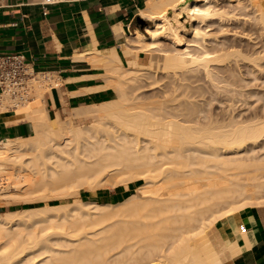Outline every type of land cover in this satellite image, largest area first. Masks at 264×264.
<instances>
[{"label": "bare ground", "instance_id": "bare-ground-1", "mask_svg": "<svg viewBox=\"0 0 264 264\" xmlns=\"http://www.w3.org/2000/svg\"><path fill=\"white\" fill-rule=\"evenodd\" d=\"M212 1L150 0L140 11L153 21L146 28L153 39H178L182 44L179 53L165 57L164 64L185 68L188 62L223 61L226 54L210 49H203L202 59L188 56L178 38L179 32L190 29L194 42L201 47L205 44L202 39L210 34L194 22L205 23L227 13L211 8ZM249 2L264 17V0ZM169 7L172 16L168 15ZM182 11L188 13V19L182 18ZM185 22H190L189 27ZM144 38L148 37L137 30L131 43ZM139 48L144 50V46ZM259 56L263 59L264 53ZM115 58L103 55L100 59L109 73L119 76L126 69ZM37 73L27 82V90H50L57 83L49 73ZM120 79L106 84L114 87L117 97L75 107L66 119L58 114L50 117L45 99L32 102L27 97L0 93V110L16 107L18 116L27 118L32 126L26 136L0 141L1 181L11 176L18 179L17 172L29 170L38 177L36 190L44 189L57 197L79 194V188L85 186L95 190L117 185L128 188L130 182L138 183L116 202L87 200L88 204H83L80 200L75 207L47 202L27 207L21 214L1 212L0 264H219L222 244L215 221L246 205L264 203V158L261 154L259 158L249 156L256 151L252 145H259L256 142L264 138V119L253 118V122L241 126L235 122L222 125L214 119L197 129L188 124L191 119H178L175 107V111L170 107L165 110L160 103V107H148L142 101H131ZM80 120L85 122L74 123ZM158 179L163 181L161 185ZM10 182L5 188L11 187L18 197L19 183ZM33 185L27 189L32 190ZM165 188L169 189L167 194L162 193ZM1 193L9 194L5 189ZM34 195L23 197H28V202L37 198ZM80 203L95 208V212L83 211ZM42 213L48 214L40 217Z\"/></svg>", "mask_w": 264, "mask_h": 264}, {"label": "crops", "instance_id": "crops-1", "mask_svg": "<svg viewBox=\"0 0 264 264\" xmlns=\"http://www.w3.org/2000/svg\"><path fill=\"white\" fill-rule=\"evenodd\" d=\"M3 1L0 53H22L39 72L37 75L49 73L56 79L48 101L72 108L64 109L68 117L75 107L115 98L114 87L106 86L114 76L100 59L103 55L113 59L117 56L124 67H129L130 60L140 62L146 55L135 40L137 30L149 33L146 28L150 24L145 23L151 20L140 11L150 0H68L52 5H42V0ZM170 8L168 15L173 13ZM140 16L144 25L138 20ZM45 102L49 114L47 99ZM55 105L48 104L51 108ZM31 131V123L18 116L16 107L0 110V141L23 137ZM131 185L109 194V200L126 197ZM107 193L99 198L104 200ZM214 226L222 244L219 264H264V203L246 205L224 215Z\"/></svg>", "mask_w": 264, "mask_h": 264}, {"label": "rangeland", "instance_id": "rangeland-1", "mask_svg": "<svg viewBox=\"0 0 264 264\" xmlns=\"http://www.w3.org/2000/svg\"><path fill=\"white\" fill-rule=\"evenodd\" d=\"M247 1L249 2V0H242V1L213 0L211 2L212 4L211 8L214 9L218 7L217 10L218 9L219 11L222 10L223 13L226 11L227 13H224L225 14V16L223 15L224 17L218 16L217 18V16H215L214 19L206 21L205 22L206 24L203 22L200 23L199 20L194 22L196 27L198 26V28L200 27L201 29L206 30L208 34H210V35H206V37L202 39L203 42L200 40V42L205 43L203 44L204 48L203 45L202 47L199 46L200 45L199 42H197L198 44L194 42L195 38L193 34L190 33L191 31L190 29L188 30L185 29L186 32L181 31L178 34V38L181 39L184 50L188 54V56H193V57L196 56V58L199 57L202 59L203 58L202 56L204 55L203 51H205L206 49L209 51L210 49V52L215 51L213 53L226 54V57H224L223 61H217V62L211 61L212 63L208 62L209 63L208 64L207 62L204 63L198 60L201 63L191 62L192 63L191 64L190 62H188L189 65H186L185 68L183 67L175 68L168 66L164 64L166 62L165 57H168L169 55L174 56L177 53H179L180 45H182L181 42L179 43V41H177L178 39L177 40L176 39L171 40L167 38L153 39L151 37V34L144 30L143 32L146 34L148 38H144L142 42L140 43L138 42V43L140 44V46H144V50L152 49V48L153 50H149V51L147 50L145 52L146 55L144 56V58L140 60V62L137 60H130L129 67H125L126 70L124 74L117 76L116 74L110 73L112 76H114V78L108 79L107 83H113L117 81L119 78H121L120 80L124 84L125 92L128 95V97L131 99V101H133L134 99L135 101L136 100L142 101L144 104H147L146 106L148 107L149 106L152 107L153 105L155 107L158 105V103H160L164 106L163 108H166L165 110H171V109L173 111L177 110V113H179L178 119L180 118V120L183 121H185L186 119L187 120L191 119L189 121L190 123L188 122L190 126L192 125L195 127H197L198 125L204 126V124L210 122L211 120L214 121V119L215 121L219 122V124L222 125L224 124L227 125L228 122L229 123L235 122L237 123V125L240 124L245 125V123L247 122H253L254 119L255 120H259V118L264 119V58L262 59L260 58L261 56H259L260 54L262 55L264 53V17L261 15V12L255 9L254 5L251 2H249L251 4L250 5ZM239 2L242 4H240ZM238 4H240L241 6L240 5L238 6ZM243 4L247 6H243ZM198 5H200V3ZM249 5H250V9H249ZM180 13L183 16L182 18L184 20L189 18L187 12L184 13V11H182ZM172 15L173 13H171V16ZM236 17L239 20H237ZM148 24L150 25L153 24V21H149V23L146 22L145 26H147ZM185 25L186 27H189L190 22H185ZM154 41H158V42L153 44ZM161 53L166 56H163ZM258 56L260 58L259 60L257 58ZM254 57H256L257 59L255 58L254 60ZM40 93L41 96H43L42 98L40 96ZM28 94L29 96H31V100L29 101L32 102L38 101L40 99H47V107L49 110V114L52 117H56L57 114H59L63 116V118H67L68 114L64 112V109L67 110L72 109L62 105L58 107L59 105H55L56 103L54 102H50V103L54 104L55 106H53L52 108L49 107L48 104L50 103L48 99L49 96L51 95V88L50 90L47 89L45 91L28 90ZM117 96L118 94H116L115 97ZM22 99L18 98L19 101H21ZM174 107L176 108L175 110L173 109ZM163 108L161 110L165 111L163 110ZM157 111H155V113H157ZM79 122H85V120L75 121V124H78ZM86 122L89 123L90 120H87ZM201 122L203 125H201ZM185 125H187V123ZM263 139L262 141H260L261 139H259V141L256 142V144L260 142L259 145L257 146L252 145L253 149H256V151L253 150L255 151L254 153L253 152L249 153L250 157L253 154V156L255 155L254 157L257 158L258 155L261 154L260 158H264L262 157L264 156L263 154L264 143L262 144V142H264ZM251 144H253V142H251ZM251 144L250 143L248 144L249 147L251 146ZM12 173L13 171H11L9 175H11ZM16 175L18 176V179H15L14 176H11L9 180H5V181L0 180L1 181L0 182V213L2 212L1 214L4 213L6 214L7 212H10V214H21L20 211L24 210L27 207H36L39 206V204L45 205L47 202L51 204L64 203V205L67 206L68 204H70V207L72 206L75 207V205L79 206L78 203L80 202V200L83 204L85 202L87 203V200H94L93 198L96 197L97 191L99 189H108L109 192L107 193V196L104 198V200L103 199L98 200V202H115V200L118 197L109 200L108 195L118 190H121V188L123 187V185L107 186V187L105 186V187H98L95 190H92L85 186L79 188L78 190L79 194H76V192L73 193L70 192V194L64 197L62 196L57 197L55 194H51L45 191L44 189L41 190L39 189V191L36 190L37 185L35 183V180L38 179V177L37 176L33 177V174L29 170L19 171L16 173ZM22 176H24V178ZM149 179L150 178H148V180ZM32 180H34V182ZM151 180L153 181V179ZM158 181H159L158 183H160L159 185L163 183V181L159 179ZM9 182L19 183L18 197L13 195L15 194V191H13L11 187L5 188L6 185L8 186ZM130 183H133L131 185V191H132L133 188L137 187L138 183L135 181H132ZM23 185H25L26 188ZM31 185L35 186V188H33L32 190L31 189L28 190L27 188L29 187L32 188ZM197 185L195 184V186ZM21 187L23 189L25 188V190L22 191ZM4 189L9 192L8 195L7 194L3 195L1 193L3 192ZM33 190L35 192L38 191L37 193L38 196L35 194V192H33ZM164 190L162 189L163 194H167L169 191V189L167 191L166 188ZM21 191L22 192L26 191L27 193L23 194ZM22 194L26 196L29 195V197L30 196L33 197V195L35 194L36 195V196L34 195L35 198L36 197L38 198L40 196V197H44V199L42 200V198L39 197L38 200H36L37 199L36 198L30 201L28 200L27 202L26 198L28 197L26 196L23 197ZM85 194H87V196H84ZM54 196H56V198ZM80 206L83 207L82 210L84 209L83 211L85 212H89V213L95 212L94 211L95 208L93 207H88V205L84 207L83 205H81V203ZM64 208H66V206ZM61 211L63 212V209H61ZM47 214L48 213H46V215ZM99 214L100 213H98L97 215ZM46 215L45 213H42V216L41 214L39 216L43 217ZM39 216L38 218H40ZM23 217L25 218V220L29 218V216H27V218L25 216H22V218Z\"/></svg>", "mask_w": 264, "mask_h": 264}, {"label": "built area", "instance_id": "built-area-1", "mask_svg": "<svg viewBox=\"0 0 264 264\" xmlns=\"http://www.w3.org/2000/svg\"><path fill=\"white\" fill-rule=\"evenodd\" d=\"M68 0H42V5H52ZM4 1L0 0V7L4 6ZM33 66L26 60L24 54L18 52L0 53V90L1 93H8L14 97L31 96L26 89L27 82L36 75Z\"/></svg>", "mask_w": 264, "mask_h": 264}, {"label": "trees", "instance_id": "trees-1", "mask_svg": "<svg viewBox=\"0 0 264 264\" xmlns=\"http://www.w3.org/2000/svg\"><path fill=\"white\" fill-rule=\"evenodd\" d=\"M131 184H133V183H131ZM108 192V189H99L98 191H97V194H98V197H94L93 199L96 201H98V200H102L101 198H99V196H101V195H104V194H106ZM84 196H87V194H85ZM92 199V198H91ZM116 202V201H115ZM39 206H41L40 204H39Z\"/></svg>", "mask_w": 264, "mask_h": 264}, {"label": "water", "instance_id": "water-1", "mask_svg": "<svg viewBox=\"0 0 264 264\" xmlns=\"http://www.w3.org/2000/svg\"><path fill=\"white\" fill-rule=\"evenodd\" d=\"M138 20H139L140 24L144 25L145 20H144L143 17L140 16V17L138 18Z\"/></svg>", "mask_w": 264, "mask_h": 264}]
</instances>
